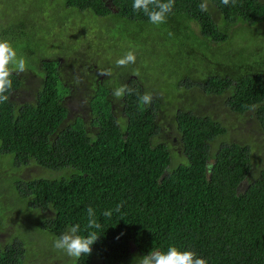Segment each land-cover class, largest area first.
<instances>
[{"label": "trees", "instance_id": "1", "mask_svg": "<svg viewBox=\"0 0 264 264\" xmlns=\"http://www.w3.org/2000/svg\"><path fill=\"white\" fill-rule=\"evenodd\" d=\"M40 1L51 0L32 1L29 9L4 16L0 25V39H9L27 61L24 76H12L9 101L0 104V231L20 220V232L30 234L14 236L20 225L13 228L7 241L0 242V264H24L30 256L45 264L46 253L65 255L52 244L75 224L80 235H100L91 254L76 264H136L150 251H166L172 245L196 252L208 264H264V155L256 162L251 144L224 141L231 127L191 109L174 115L180 153L173 154L160 138L163 107L174 92L159 93L158 86L138 78L136 68L143 63L145 48H156L168 42L167 37L146 39L137 36L141 29L128 35L124 23L141 28L152 24L133 9V0H56L57 7L45 14L51 17L50 28L48 19L37 17ZM202 2L175 0L165 22L175 32L181 30L188 56L196 49L189 42H225L230 30L264 21L263 0H230L228 5L207 0V11L200 10ZM93 15L108 18L106 27L115 30L108 33L93 25ZM76 20L91 34L98 28L103 52L117 50L123 57L134 51L136 62L116 67L119 73L110 83L96 71L87 84L68 80L65 72L73 64L67 60L85 45L93 48L95 34L54 47L48 37ZM49 50L63 52L49 56ZM241 53L244 63L227 69L222 78L208 75L203 89L206 94H227L232 114L253 115L264 133V62L250 66L252 50ZM32 74L41 79L35 98L18 100ZM121 85L135 91L117 99L112 92ZM145 92L152 95L149 105L139 100ZM80 93L89 99L88 120H70L69 103ZM179 97L185 104L189 93ZM259 145L264 147V138ZM33 167L40 173L32 175ZM118 204L122 207L116 212ZM89 206L99 230L86 229ZM108 210L111 217L103 215ZM68 259L73 264V258Z\"/></svg>", "mask_w": 264, "mask_h": 264}, {"label": "rangeland", "instance_id": "2", "mask_svg": "<svg viewBox=\"0 0 264 264\" xmlns=\"http://www.w3.org/2000/svg\"><path fill=\"white\" fill-rule=\"evenodd\" d=\"M32 1L38 2V0H0V25L4 16L5 18H12L14 12H21L22 9H29V5ZM40 3H42V6L37 17L43 20V22L48 19L45 24H48V28H50L52 22L49 18L51 19V17H46L45 14H51L52 9L57 7L55 5L56 0L40 1ZM35 7L39 6L36 4ZM214 14L218 13L214 11ZM92 18L93 19L90 21L93 22V25L104 27L108 33H110V30H115L114 28L106 27L105 24L110 23L108 18H97L95 15H93ZM68 25H70V27L64 30H61V27H59L56 31H51L48 39L52 47L60 42L64 44L66 41L71 44L73 39L76 38H92L94 34L93 40L97 43H92L93 48L86 47L85 45L80 51L75 53V57H70V59L67 60L68 63L73 65L67 68L65 72L66 78L68 80L76 79L78 83L87 84L88 82L82 79V77L85 79L91 78V76L94 75L93 71H96L98 74L110 72V75L103 74L104 76H101L102 79L109 77L106 82L110 83L111 80L115 79V68L118 67L116 61L121 58L117 50L114 51L110 49L109 51L103 52V47H101L102 36L98 28L93 29L94 33L91 34V29L84 27L77 22V20ZM142 25L143 28H141L139 24L136 26L133 23H124V26L128 30V35L131 37H133L134 31H140L141 29V35L137 36H143L146 39H155L162 36L161 38L167 37L166 40L168 41L159 42V46L156 48H152V45L146 47L144 50L145 52L143 51L144 55L142 54V58L140 59L143 63L140 67H137L136 70L139 72L138 78L142 82L147 79L145 81L151 87L158 86L160 90L159 93L170 94L171 91L174 92L170 97L171 103L163 107L160 136L161 140L171 147L173 154L175 153V155H177L180 153L182 147L174 123V115L176 111L191 109L201 116L213 117L214 119L220 120L222 124L227 125V127H231V136L224 138V141L238 142L240 145H245L246 143L251 144L253 146V158H255L256 162H261L264 155V147L261 148L259 143L264 138V133L259 125L256 124L254 116L250 114L244 117L233 115L226 104L227 94H206V91L203 89V82L208 79V75H214L213 78H222L227 69L234 67L236 64L244 63L245 58L241 51L246 48H250L253 53V57L249 59L248 65L258 66L260 63H263L264 21L252 26H242L236 30H230L229 38L225 42L216 43L205 38V41L194 40L193 43L189 42V45H194L196 48L192 56H188V53L191 52L188 51L187 45L184 44L186 39H181L179 37L180 29H177V32H175L172 30L171 25H167L166 23L159 26L152 24ZM194 28L198 30L195 25ZM115 34L117 35V33ZM62 52V50L54 52L49 50L48 55H59ZM103 54L105 56H103ZM65 61L66 60L62 61L63 64L67 63ZM20 75L23 77L24 72L20 73ZM25 81L26 88L22 89L23 94L17 99L30 101L35 98L36 90L38 89L41 79L36 78L35 75L32 74ZM181 81H183V83ZM84 91L88 92L86 89H84ZM81 93L79 94L81 97L77 95V99L69 103L71 111L70 120H74L76 117H83L85 121L88 120L91 111L89 99L86 96L87 93ZM187 93H189V97L186 98V103L182 104L178 102L179 96ZM39 171L40 170L36 167H33L31 174L34 175ZM240 188L241 191H244L243 187ZM21 225L22 222L20 220H15V223L12 224L10 228L0 231V242L4 243L7 241L13 233V228L16 230L18 226L14 236L19 235L28 238L30 234L27 232L26 234L20 232ZM52 248L54 249L53 244ZM33 249L39 250L40 248L33 247ZM55 252L58 251L55 250ZM57 255L58 254L49 255L46 253L48 263L72 264L71 260L68 259L66 261V254L60 253V255ZM40 261L41 258L30 256L24 260V264H39ZM48 263L45 262V264ZM40 264H44V262Z\"/></svg>", "mask_w": 264, "mask_h": 264}, {"label": "clouds", "instance_id": "3", "mask_svg": "<svg viewBox=\"0 0 264 264\" xmlns=\"http://www.w3.org/2000/svg\"><path fill=\"white\" fill-rule=\"evenodd\" d=\"M224 5H228L230 0H221ZM235 4V0H231ZM175 0H133L132 7L135 11H142L154 25L164 24L168 15L173 11ZM201 11L208 10L207 0L199 5ZM136 62L134 51H128L123 57L116 61L118 67L127 66ZM27 70V61L23 56L18 55L16 48L9 39H0V104L9 101L13 88V74H20ZM110 75L111 73H102ZM135 90L128 85H121L115 88L112 95L117 99H122L126 94L131 95ZM140 103L149 105L152 102V95L145 92L139 97ZM122 204L116 206L115 211L119 212ZM88 221L86 229H101V224L96 218L93 207L87 209ZM105 217L112 216V210L103 213ZM80 225L75 224L67 228L65 232L55 238L53 247L63 251L68 257L73 258V264L82 255H90L92 245L98 240L97 231H88L87 235H80ZM136 264H208L207 259L199 257L192 250H181L172 245L166 251H150L136 259Z\"/></svg>", "mask_w": 264, "mask_h": 264}, {"label": "flooded vegetation", "instance_id": "4", "mask_svg": "<svg viewBox=\"0 0 264 264\" xmlns=\"http://www.w3.org/2000/svg\"><path fill=\"white\" fill-rule=\"evenodd\" d=\"M116 74L117 73H119V71H117L116 70V72H115ZM95 78V76L93 75V76H91V78H89V79H85L84 77H82V79H84V80H86L87 82H90L91 80H93ZM102 79V78H101Z\"/></svg>", "mask_w": 264, "mask_h": 264}, {"label": "water", "instance_id": "5", "mask_svg": "<svg viewBox=\"0 0 264 264\" xmlns=\"http://www.w3.org/2000/svg\"><path fill=\"white\" fill-rule=\"evenodd\" d=\"M212 164L214 163V162H211Z\"/></svg>", "mask_w": 264, "mask_h": 264}]
</instances>
